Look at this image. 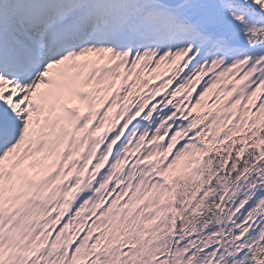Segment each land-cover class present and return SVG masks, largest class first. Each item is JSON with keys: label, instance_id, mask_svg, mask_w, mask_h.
<instances>
[{"label": "snow or ice", "instance_id": "obj_1", "mask_svg": "<svg viewBox=\"0 0 264 264\" xmlns=\"http://www.w3.org/2000/svg\"><path fill=\"white\" fill-rule=\"evenodd\" d=\"M0 264H264V0H0Z\"/></svg>", "mask_w": 264, "mask_h": 264}]
</instances>
